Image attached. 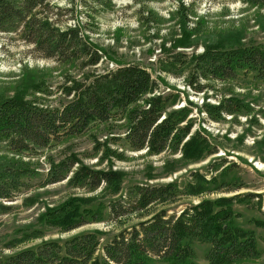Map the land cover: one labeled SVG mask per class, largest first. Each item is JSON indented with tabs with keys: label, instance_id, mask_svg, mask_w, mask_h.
I'll use <instances>...</instances> for the list:
<instances>
[{
	"label": "trees",
	"instance_id": "16d2710c",
	"mask_svg": "<svg viewBox=\"0 0 264 264\" xmlns=\"http://www.w3.org/2000/svg\"><path fill=\"white\" fill-rule=\"evenodd\" d=\"M52 1L0 0V34L16 35L32 47L37 57L54 63L61 80L55 86L53 82L27 81L24 89L11 96L0 95V147L16 156L0 165V215L9 209L5 203L29 189L35 163L28 160L42 156L47 167L42 186L65 180L70 188L86 192L102 188L111 196L97 207L91 205L94 197H70L46 209L40 215L42 224L59 233L104 220L118 226L131 221L133 224L103 244H99L95 233L86 231L0 256V264H99L95 255L98 248L104 264H194L192 241L207 245L203 255L207 264H242L253 259L257 254L256 238L235 225L232 205L236 200L249 202L254 198L260 204L262 194L205 199L177 214H167V209L183 195L215 193L225 183V192L241 186L215 176L205 179L194 171L189 174L192 182L184 183L182 189L175 181L131 183L123 188L121 172L112 169L111 159L124 158L106 144H94L92 158L96 157V161L91 165L83 164L75 154L55 160L44 153L63 139L81 137L109 125H119L122 132L108 141L128 152L178 153L179 160L192 163L215 153L209 138L197 130L189 133L190 123L179 125L188 110L173 108L176 94H155L156 82L140 64L130 62L100 73L95 71L101 54L89 41L82 24L73 18L83 13L84 24L93 26L97 15L112 10L111 0H65V8ZM242 2L264 8V0ZM175 14L181 20L187 17L182 4H178ZM61 17L75 23L59 27ZM177 55L166 63L184 66L186 82L192 87L198 81L223 83L246 77L255 83L264 82V43L204 44L199 53L182 58ZM62 67L87 70L74 78L61 72ZM220 99L200 108L214 122L240 110L239 102ZM218 161L216 165L227 163L224 159ZM40 237L41 232L36 230L26 234L23 241ZM5 246L15 247L10 242Z\"/></svg>",
	"mask_w": 264,
	"mask_h": 264
},
{
	"label": "rangeland",
	"instance_id": "374dc122",
	"mask_svg": "<svg viewBox=\"0 0 264 264\" xmlns=\"http://www.w3.org/2000/svg\"><path fill=\"white\" fill-rule=\"evenodd\" d=\"M52 2L61 8L67 5L65 0ZM111 2L112 10L97 15L93 26L84 24L83 13L75 14L73 18L75 22L82 24L89 41L101 54L95 71L100 73L130 62L140 64L156 82L155 94H176L177 103L173 108L184 107L188 110L186 119L179 125L190 123L189 133L197 130L199 135L209 138L215 153L192 163L179 160L178 153L147 155L144 151L121 150L118 145L108 141L110 136H117L122 132L119 125L99 127L81 137L63 139L58 146L44 153L55 160L75 154L83 164L91 165L96 161V157L92 158L94 144H106L107 148L120 152L124 158L123 161L111 159L112 169L121 172L123 188L131 183L175 181L182 189L184 183L192 182L189 174L194 171L205 179L215 176L217 180L223 179V182L226 180L241 186L239 190L225 192L228 188L225 183L215 193H201L196 197L183 195L174 206L167 209V214H177L182 208L205 199L244 193L262 194L260 204L255 198L249 202L236 200L232 211L236 213L235 225L252 232L257 242L255 257L242 264H264V82L255 83L246 77L223 83L198 81L192 87L186 82L188 78L184 66L166 63L175 54L182 58L199 53L204 44L232 46L264 43V8L250 6L242 0ZM178 4H182L187 16L182 20L175 14ZM61 20L57 24L59 27L75 23L72 19L66 21L65 17H61ZM31 48L14 34H0V95L11 96L15 91L24 89L27 81L53 82L54 86L61 82L59 73L54 71L58 67L50 60L37 57ZM62 68L64 70L61 72L65 71L67 76L74 78L87 70L77 67ZM220 98L239 102L237 109L240 110L233 116L223 115L220 121L214 122L200 108L204 103L216 104ZM11 158L15 159L16 156L0 147V165ZM20 158L27 160L25 157ZM221 159L227 163L223 166L216 165ZM28 162L35 163L32 166L35 175L28 181L29 189L12 202L5 203L9 209L0 215V256L33 247L42 241H62L86 231L95 233L99 244H103L133 224L131 221L118 226L104 220L66 233H59L56 229L45 226L40 215L70 197H94L91 205L97 207L111 196L108 191H101L102 188L94 192L70 188L65 180L42 186L47 168L43 157L31 158ZM103 167L106 166L101 165ZM102 212L105 216V210L102 209ZM36 230L41 232L40 238L23 241L26 234ZM7 242L15 247L7 248ZM190 245L192 262L207 264L203 258L207 245L197 241H192ZM95 255L99 264H104L100 248Z\"/></svg>",
	"mask_w": 264,
	"mask_h": 264
}]
</instances>
